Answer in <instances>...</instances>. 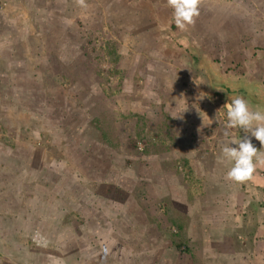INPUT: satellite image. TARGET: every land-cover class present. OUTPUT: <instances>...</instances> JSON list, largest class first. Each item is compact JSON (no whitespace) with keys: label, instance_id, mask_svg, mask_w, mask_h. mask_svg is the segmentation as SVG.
Wrapping results in <instances>:
<instances>
[{"label":"rangeland","instance_id":"374dc122","mask_svg":"<svg viewBox=\"0 0 264 264\" xmlns=\"http://www.w3.org/2000/svg\"><path fill=\"white\" fill-rule=\"evenodd\" d=\"M0 21V143L17 160L0 178L55 190L61 213L47 221L60 238L46 239L74 240L25 259L33 216H9L2 234L17 246H2L0 264H107L108 240L121 259L119 241L142 235L184 250L186 217L168 190L195 178L180 149L194 124L188 98L206 95L201 114L219 120L203 126L199 114L202 157L225 133L226 99L264 94V0H200L185 30L168 0H0Z\"/></svg>","mask_w":264,"mask_h":264},{"label":"crops","instance_id":"0c3cea01","mask_svg":"<svg viewBox=\"0 0 264 264\" xmlns=\"http://www.w3.org/2000/svg\"><path fill=\"white\" fill-rule=\"evenodd\" d=\"M9 50L7 48L8 53H11ZM252 90L257 96H244L237 93L234 97H243L253 110L264 111L262 88ZM257 91H259L258 94ZM192 94V98L189 95L188 99L193 101V104L198 102L196 101L197 92L193 90ZM190 116L193 118L194 124L191 125L189 132L185 131V135L189 137L185 139V143L180 145V149L185 151L181 153L186 157L195 178H189L190 183L188 189L186 187L187 190L181 188V185L168 190L173 206L183 211L186 217L182 229L186 243L185 249L182 250L184 244L181 245L180 238L173 242V240L160 238L149 240L142 235L133 239L131 245L128 240L126 242L119 241L121 244L120 257H122L119 259V256L109 255L114 242L108 240L107 264H116L117 261V264L119 262L120 264H264V164H258L251 179L243 183L229 180L226 173L231 165L218 163L221 142L225 139L224 134H214L216 139L212 152L209 153L210 148L205 147L200 150L203 153L200 157L199 138L195 135L199 131V113L197 115L194 110V114L192 111ZM193 126L197 129H193ZM225 129L224 127V131H226ZM230 134L237 138L245 135L239 129ZM252 143L261 153H264V146L254 137H252ZM0 147V158H2L0 165L3 163L6 168H10L12 166L9 165L10 161L17 162L16 156L12 155L10 146L7 153L4 144L0 143ZM8 152H10L11 158ZM1 153H5L3 157ZM204 154L211 157L209 164L206 163L207 157ZM15 167L12 168L14 175L16 174ZM0 173L3 172L0 171ZM15 176H12L11 179ZM2 180L3 178H0V184L4 187L0 189V251L5 244L8 248L17 246L15 240L11 237L4 238V234H2L5 230L2 219L14 215L23 216V221H25L24 216H33L31 224L28 225L29 231L35 233V239H33L35 242L30 244L31 247L26 250L25 259L30 257V260L39 261L46 253L45 247L48 241L55 243V247L70 241L74 243V240H64L63 238L56 241L60 238L58 236L61 229L56 226L52 228V224L47 221L49 216H59L61 213L53 210L56 205L54 198L57 197L55 190L49 191L45 186L42 188V184H40V189L33 194L30 191L32 178H18L16 188H11L12 182L9 178H5L7 184L2 183ZM21 183L22 187L19 186ZM25 194L30 195L28 200L23 199L26 198ZM18 195L20 199H18ZM22 219L20 218V220ZM9 222L11 221L9 220ZM13 224L16 225L15 230L19 231L24 229L27 222H24L22 227L19 222ZM53 230L58 231L54 235L56 239L47 240L46 234L53 233ZM17 243L19 246L21 245L20 241ZM177 243L180 244V247L176 246ZM156 246H160L162 249L158 251L157 248L155 249Z\"/></svg>","mask_w":264,"mask_h":264},{"label":"clouds","instance_id":"9594fccd","mask_svg":"<svg viewBox=\"0 0 264 264\" xmlns=\"http://www.w3.org/2000/svg\"><path fill=\"white\" fill-rule=\"evenodd\" d=\"M83 2V0H81ZM169 6L173 9V18L177 28L185 30L189 25L195 22V17L199 15L200 0H168ZM195 82L197 85L203 83ZM206 95L199 93L196 101H202ZM195 108L202 117L203 126L210 127L214 122L219 123L217 114L213 118L205 120L201 114L199 103L194 102ZM226 116V129H239L245 134L237 138L225 131V139L221 142L218 163L231 165L228 168L226 176L229 180L236 183H243L251 179L258 164H264V153L252 143V137L264 146V111L253 110L249 102L243 97H231L230 102L223 105ZM188 109H183L181 114L172 117H181Z\"/></svg>","mask_w":264,"mask_h":264},{"label":"trees","instance_id":"16d2710c","mask_svg":"<svg viewBox=\"0 0 264 264\" xmlns=\"http://www.w3.org/2000/svg\"><path fill=\"white\" fill-rule=\"evenodd\" d=\"M193 57H194V56H193ZM194 58H195V57H194ZM195 60H196V62H197V61H198V58H196ZM179 227H180V226H179ZM178 230L181 231L180 228H179ZM179 233H180V232H179ZM178 235H179V234H178ZM176 246H177V247H180V244L177 243Z\"/></svg>","mask_w":264,"mask_h":264}]
</instances>
